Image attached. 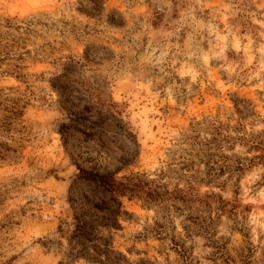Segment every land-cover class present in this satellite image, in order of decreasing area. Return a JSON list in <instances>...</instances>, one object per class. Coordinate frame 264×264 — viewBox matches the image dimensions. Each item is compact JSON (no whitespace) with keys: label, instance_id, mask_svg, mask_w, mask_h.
Listing matches in <instances>:
<instances>
[{"label":"rangeland","instance_id":"1","mask_svg":"<svg viewBox=\"0 0 264 264\" xmlns=\"http://www.w3.org/2000/svg\"><path fill=\"white\" fill-rule=\"evenodd\" d=\"M87 102L134 134L140 183L94 245L264 264V0H0V264H102L73 235L57 131Z\"/></svg>","mask_w":264,"mask_h":264},{"label":"trees","instance_id":"2","mask_svg":"<svg viewBox=\"0 0 264 264\" xmlns=\"http://www.w3.org/2000/svg\"><path fill=\"white\" fill-rule=\"evenodd\" d=\"M64 113L66 121L57 131L75 169L67 196L73 235L81 250L96 247V256L105 253L102 261L97 260L100 263L118 264L106 254L111 253L109 249L92 242L101 239L100 229L111 231L119 227V216L124 213L120 198L137 195L139 180L122 172L133 164L138 144L127 124L113 112L87 102L81 106L71 103Z\"/></svg>","mask_w":264,"mask_h":264}]
</instances>
